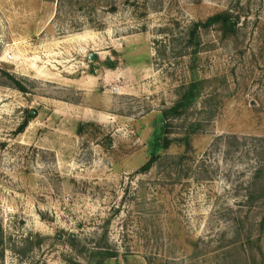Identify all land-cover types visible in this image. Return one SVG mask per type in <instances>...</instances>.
Wrapping results in <instances>:
<instances>
[{
  "label": "rangeland",
  "instance_id": "374dc122",
  "mask_svg": "<svg viewBox=\"0 0 264 264\" xmlns=\"http://www.w3.org/2000/svg\"><path fill=\"white\" fill-rule=\"evenodd\" d=\"M0 264H264V0H0Z\"/></svg>",
  "mask_w": 264,
  "mask_h": 264
},
{
  "label": "trees",
  "instance_id": "16d2710c",
  "mask_svg": "<svg viewBox=\"0 0 264 264\" xmlns=\"http://www.w3.org/2000/svg\"><path fill=\"white\" fill-rule=\"evenodd\" d=\"M220 26L222 30H224V34H233L236 31V25L233 21L232 17L226 13L215 15L211 18H209L205 23H201L199 25H195V28L192 30V36L196 33L197 27L200 26L204 29H209L213 26ZM157 146L165 147L167 148L169 145V141L167 139H164V141L161 143V141H158ZM155 159H151L150 162L143 167L142 170H148L149 167L152 165Z\"/></svg>",
  "mask_w": 264,
  "mask_h": 264
},
{
  "label": "built area",
  "instance_id": "2783aa9c",
  "mask_svg": "<svg viewBox=\"0 0 264 264\" xmlns=\"http://www.w3.org/2000/svg\"><path fill=\"white\" fill-rule=\"evenodd\" d=\"M14 58H15V57H14V54H13L12 51H7V52L5 53V59H6L7 62H11V61H13Z\"/></svg>",
  "mask_w": 264,
  "mask_h": 264
},
{
  "label": "water",
  "instance_id": "95a60500",
  "mask_svg": "<svg viewBox=\"0 0 264 264\" xmlns=\"http://www.w3.org/2000/svg\"><path fill=\"white\" fill-rule=\"evenodd\" d=\"M94 58H95V57H94L93 55H91V59L94 60Z\"/></svg>",
  "mask_w": 264,
  "mask_h": 264
}]
</instances>
